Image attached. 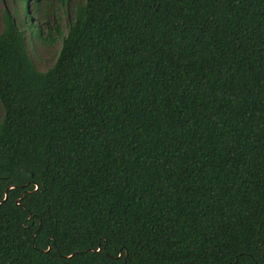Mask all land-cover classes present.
Wrapping results in <instances>:
<instances>
[{"label": "trees", "instance_id": "1", "mask_svg": "<svg viewBox=\"0 0 264 264\" xmlns=\"http://www.w3.org/2000/svg\"><path fill=\"white\" fill-rule=\"evenodd\" d=\"M0 105V264H264V0L5 9Z\"/></svg>", "mask_w": 264, "mask_h": 264}, {"label": "rangeland", "instance_id": "2", "mask_svg": "<svg viewBox=\"0 0 264 264\" xmlns=\"http://www.w3.org/2000/svg\"><path fill=\"white\" fill-rule=\"evenodd\" d=\"M84 0H69L62 5L58 0H33L29 5L31 21L27 19L19 0H0V32L3 28V12L8 10L24 31L28 53L39 71L48 70L55 63L62 45V38L67 34L70 18L76 4ZM30 25H33L30 28ZM61 25L62 36H57L55 28ZM38 28L40 35L32 32ZM55 38L54 41L52 39ZM3 111L0 105V119Z\"/></svg>", "mask_w": 264, "mask_h": 264}, {"label": "water", "instance_id": "3", "mask_svg": "<svg viewBox=\"0 0 264 264\" xmlns=\"http://www.w3.org/2000/svg\"><path fill=\"white\" fill-rule=\"evenodd\" d=\"M7 199V194L5 195V198H4V200H6Z\"/></svg>", "mask_w": 264, "mask_h": 264}]
</instances>
